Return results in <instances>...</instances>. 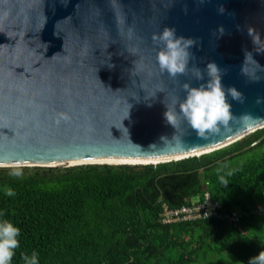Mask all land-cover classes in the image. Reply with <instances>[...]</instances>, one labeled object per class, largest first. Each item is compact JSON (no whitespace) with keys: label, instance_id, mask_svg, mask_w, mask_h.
I'll return each instance as SVG.
<instances>
[{"label":"water","instance_id":"1","mask_svg":"<svg viewBox=\"0 0 264 264\" xmlns=\"http://www.w3.org/2000/svg\"><path fill=\"white\" fill-rule=\"evenodd\" d=\"M165 27L196 41L175 78L160 71L164 45L152 40ZM213 62L233 118L198 136L179 103L185 83L207 84ZM167 110L176 113L173 126ZM261 129L264 0H0V169L160 165Z\"/></svg>","mask_w":264,"mask_h":264},{"label":"trees","instance_id":"2","mask_svg":"<svg viewBox=\"0 0 264 264\" xmlns=\"http://www.w3.org/2000/svg\"><path fill=\"white\" fill-rule=\"evenodd\" d=\"M263 134L157 166L0 169V219L21 233L13 264L33 252L39 264H249L264 251V141L242 151ZM207 194L219 216L238 212L239 224H162L165 208Z\"/></svg>","mask_w":264,"mask_h":264},{"label":"clouds","instance_id":"3","mask_svg":"<svg viewBox=\"0 0 264 264\" xmlns=\"http://www.w3.org/2000/svg\"><path fill=\"white\" fill-rule=\"evenodd\" d=\"M223 12V7L220 8ZM223 32V29H220ZM251 31V30H250ZM152 40L163 44L164 47L158 51L156 60L162 73L167 72L175 78L178 74H184L192 58L189 48L196 44L190 38L177 37L174 28L165 27L159 35H153ZM198 80L203 79L201 70L193 68ZM206 71L210 77L207 84L199 87L183 85V90L187 93L186 98L179 103V113L187 121L188 125L198 136L213 132L218 125L226 123L232 119L231 105L226 101V93L221 83L222 70L216 63H209ZM228 94L234 100L241 103L244 101L242 93L235 88L227 89ZM257 104L262 103L257 99ZM166 121L174 125L176 113L169 111L164 114ZM61 120H69L67 114L60 115ZM162 139H165L162 137ZM19 175V173H14ZM15 193L11 189L6 190V195L13 196ZM20 229L13 222L7 219H0V264H13L17 250L20 248ZM24 264H39L38 254L33 252L29 257L27 254L22 257ZM249 264H264V251L253 257Z\"/></svg>","mask_w":264,"mask_h":264},{"label":"built area","instance_id":"4","mask_svg":"<svg viewBox=\"0 0 264 264\" xmlns=\"http://www.w3.org/2000/svg\"><path fill=\"white\" fill-rule=\"evenodd\" d=\"M219 205L211 202L210 195H206L204 203L199 205L183 206L180 209L172 210L165 208L161 215V222L164 225H174L177 223L196 222L203 219H209L211 217H217L220 219H227L234 225H238L240 222V215L234 211L232 216L223 217L218 213Z\"/></svg>","mask_w":264,"mask_h":264},{"label":"rangeland","instance_id":"5","mask_svg":"<svg viewBox=\"0 0 264 264\" xmlns=\"http://www.w3.org/2000/svg\"><path fill=\"white\" fill-rule=\"evenodd\" d=\"M10 170L19 171V170H22V168H12V169H10ZM193 203H197V201L194 200Z\"/></svg>","mask_w":264,"mask_h":264},{"label":"bare ground","instance_id":"6","mask_svg":"<svg viewBox=\"0 0 264 264\" xmlns=\"http://www.w3.org/2000/svg\"><path fill=\"white\" fill-rule=\"evenodd\" d=\"M245 138V137H244ZM240 140H242V139H240ZM238 142V141H237ZM214 152V151H213ZM167 164V163H166ZM152 166H157V165H152Z\"/></svg>","mask_w":264,"mask_h":264}]
</instances>
